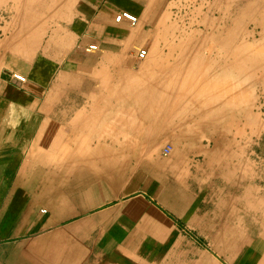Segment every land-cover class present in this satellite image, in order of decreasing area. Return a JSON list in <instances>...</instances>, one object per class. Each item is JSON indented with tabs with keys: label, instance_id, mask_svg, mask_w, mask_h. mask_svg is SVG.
I'll return each mask as SVG.
<instances>
[{
	"label": "rangeland",
	"instance_id": "1",
	"mask_svg": "<svg viewBox=\"0 0 264 264\" xmlns=\"http://www.w3.org/2000/svg\"><path fill=\"white\" fill-rule=\"evenodd\" d=\"M25 1L0 0V97L12 102L13 114H18L15 102L25 101L27 95L42 97L45 103H50L40 105L43 112H51L55 107L54 112L59 111L62 117V113L75 105L77 111L89 114L104 95L99 96V80L106 75L115 77L113 73L121 70L115 62L114 66L101 61L104 50L88 51L89 45H96L103 39L127 51L120 62L126 63L125 68L129 66L136 73L141 72L137 77L140 80L149 66L147 57L162 22L173 27L171 36L162 39L169 48H176L188 39L197 50L200 42L208 46L212 35H232L233 47L241 42L256 43L264 36V0H230L229 10L223 0H35L38 4L32 6H27L30 4ZM125 11L139 18L140 28L133 36L120 32L121 23L113 22L116 13L120 15ZM108 44L105 41L103 47ZM141 49L147 51L145 62L136 59ZM170 52L165 50L166 54ZM203 52L202 58L208 63L221 58L210 50ZM43 54L50 59V68L43 72L36 70L30 80L26 78V82L32 80V89H28L27 84L21 88L12 85L13 76L24 75L28 66L33 70ZM4 58L9 65L4 66ZM255 71V83L250 89L251 106L241 105L240 101H245L248 95L243 96L236 87L238 107L234 112L230 109L226 116L216 115L215 131L187 129L184 123L190 119H183L179 113L183 104L169 103L164 107L145 104L147 109L153 107L162 113L168 108L176 110V114L167 115L174 124L167 135L154 138L156 148L145 147L139 153L123 154V161L130 169H147V163L153 161L156 166L159 164L155 174L151 173L155 176L148 177L147 181L162 198L166 192L188 193V201L174 203L187 205V217L198 231L194 232L195 237L203 241L204 253L207 244L213 246L223 255V258L217 255L221 264H228L227 261L229 264H264V70ZM142 95L156 96V93H148L145 89ZM51 100H59V110ZM192 123L189 121L187 125L193 126ZM12 141L17 143L20 138H12ZM16 145L13 148L20 147V143ZM164 148H170L167 156L163 155ZM19 154L12 152L11 156H15L7 160V154L0 153L6 156L0 158L1 264L9 262L13 244L38 235L34 230L45 216L35 210L30 194L24 192L26 186L18 184L19 178L15 177L21 162ZM167 161H185L186 178L183 179V173L182 177L174 174L172 166L164 168ZM128 181L129 178L122 179L117 190ZM64 182L59 185L64 208L54 225H66L71 221L67 214V179ZM35 189L32 188L33 193Z\"/></svg>",
	"mask_w": 264,
	"mask_h": 264
},
{
	"label": "crops",
	"instance_id": "2",
	"mask_svg": "<svg viewBox=\"0 0 264 264\" xmlns=\"http://www.w3.org/2000/svg\"><path fill=\"white\" fill-rule=\"evenodd\" d=\"M113 22L121 23L120 32L124 33L126 23L117 18ZM105 41L109 43L106 39L97 41L104 50L101 61L110 65L115 62L121 70L113 74L121 73L125 63L120 58L125 56V50L114 44L103 47ZM3 64L10 63L4 58ZM24 73L30 80L29 66ZM108 79L107 75L98 78L99 96L104 95L89 114L77 111L75 105L62 117L59 111L54 112L55 107L51 112H43L40 105L50 103L42 97L27 95L26 103L18 101V108L28 111L26 115L0 118V153L7 154V160L15 156H11L12 152L20 153L15 177L19 178L18 184L26 186L24 192L30 194L35 210L45 215L34 230L38 235L13 244L14 256L5 264H211L214 259L220 262L209 244L204 253L203 241L195 237L194 232L198 231L187 217V205L174 203L188 201V193L166 192L162 198L147 181L155 176L159 164L156 166L153 161L147 163V169H130L123 161L124 153H139L140 149L155 146L140 145L135 129L139 117L120 110L121 106L137 102L132 98L125 101L114 92L109 95ZM31 81L19 84L11 79L16 88L27 84L32 89ZM0 100L7 101L1 97ZM51 102L60 109L59 100ZM12 138L20 141L13 143ZM19 143V148H13ZM166 166H172L174 174L182 177L183 173V179L186 178L185 161H167ZM124 178L129 181L117 190ZM66 179L67 214L71 221L54 225L60 211L63 212L59 185ZM32 188H36L35 193Z\"/></svg>",
	"mask_w": 264,
	"mask_h": 264
},
{
	"label": "bare ground",
	"instance_id": "3",
	"mask_svg": "<svg viewBox=\"0 0 264 264\" xmlns=\"http://www.w3.org/2000/svg\"><path fill=\"white\" fill-rule=\"evenodd\" d=\"M17 1L19 3H24L25 0ZM230 2V0H223V4L228 8V10L230 7ZM27 3L30 4L27 6L38 4V2L35 0H26L25 4ZM118 13H116L114 18L119 17V20H121L123 23H126L127 26H131V28L125 27L124 33H126V36H133L134 31H138L140 28V24H138L139 18L137 19L136 16L126 11L122 12L120 15H118ZM238 13L240 14V12ZM123 14L135 17L136 23L132 25L127 19L123 17ZM133 26L137 27L134 28ZM159 27L161 28H158L159 33L156 35L157 38L154 40L153 44L151 43L152 45L150 44V54L147 57L149 66L146 68V73L144 74L142 79L137 80V77L141 75V72L136 73L133 69L131 70V68H125L121 73L114 74L115 77H109L108 79L109 95L114 92L117 96L124 98L125 101L128 98H132L137 102V104L135 105L121 106L120 110L123 113H127V111H129L130 113H133L139 117V122L138 125H136L135 129L139 133L140 145L149 143L151 146L154 145L156 148L157 143L156 139L154 138L156 136L167 135V131L172 127V124H174L168 119L171 116L167 115L177 113L176 110H172L170 108H168V110L164 111L163 113L160 111H156L155 109H153V107L151 109H147L146 107L148 103L154 104L156 105V107H164L165 104L168 105L169 103L171 105L183 104V107L181 108L179 113L181 114L183 119H190L189 121H193L192 124H194L193 126H189L187 125L189 121L184 123L186 124L185 126L187 127V129H190V127H195L198 130L201 129L208 131H210L211 129L215 131V128H217L216 122L213 124V121H217L216 115L219 116V114L221 113V116H226V113H230L231 110L232 112H234L235 108L238 107V92L236 94V87L241 90L240 92L243 94V96L248 95V97L245 98V101H240L241 105L243 104L244 107L246 106V108L251 106L250 89H252V84L255 83L253 74L254 72H256L255 70H264V36L256 43L251 44L249 42H241L236 47H233V44L235 42L232 43L233 39H230L233 38L232 35L228 34L227 37L212 35L208 39L210 41L209 45L206 46L204 42H200L197 50L196 48H193L194 45H192V41L188 39L177 44L176 48L175 46L174 48H169V46L162 39L171 36L173 27L171 24L169 25L168 22H162L161 26ZM153 34H155V32ZM152 39H154V37ZM24 43L23 45H25ZM98 48L99 44L96 42V45H89L88 51L92 52L94 50H98ZM165 50H169L172 53L170 52L171 54H166ZM207 50L216 53L215 56L217 58L221 57L219 58V61L217 62L213 60L211 63L206 62L202 58V53H204L203 51ZM126 52L127 51L125 50V53ZM43 56L41 57L40 61H38L37 63L35 62V68L31 70V72L40 69L43 72V70L50 68V60L48 61V59H45ZM27 57L28 56H26V58ZM29 59L30 58L26 60ZM11 61H13V59ZM143 61L145 62V60ZM16 76H22L24 78V82L26 81L27 76H24L22 74H15L13 76V80L15 82H18L19 84L22 83L15 79ZM145 89H148V93H156V96H143L142 92ZM22 102L26 103L27 101L25 100ZM15 103L20 105L18 101ZM11 104V101L0 100V118H4L5 115L9 116L13 114V112L11 111ZM225 107L228 111L225 109ZM218 108H220V111L218 110ZM27 112L28 111L25 108H18L17 113L26 115ZM219 137L221 138L223 136L220 135ZM217 145L218 142L215 143V147H217ZM210 248L216 255H218L220 258H223V255L220 254L213 246H210ZM210 263L221 264L215 259L214 261H210ZM226 263L229 264L228 261Z\"/></svg>",
	"mask_w": 264,
	"mask_h": 264
},
{
	"label": "built area",
	"instance_id": "4",
	"mask_svg": "<svg viewBox=\"0 0 264 264\" xmlns=\"http://www.w3.org/2000/svg\"><path fill=\"white\" fill-rule=\"evenodd\" d=\"M123 17L125 19H127L132 25L136 23V18L135 17H131L129 15H124V14H123ZM119 19L120 18L118 17L117 20H119ZM146 57H147V51L146 50H142L141 49V50L137 51L136 58H137L138 61H142ZM15 79L17 81H19V82H22V83L24 82V78L22 76H16ZM169 152H170V148H164L163 155L167 156L169 154Z\"/></svg>",
	"mask_w": 264,
	"mask_h": 264
}]
</instances>
